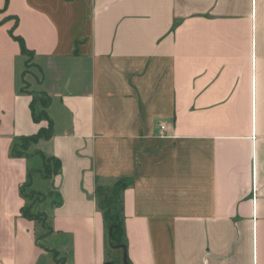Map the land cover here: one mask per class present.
Here are the masks:
<instances>
[{
	"label": "crops",
	"instance_id": "1",
	"mask_svg": "<svg viewBox=\"0 0 264 264\" xmlns=\"http://www.w3.org/2000/svg\"><path fill=\"white\" fill-rule=\"evenodd\" d=\"M42 95L53 135L13 157ZM40 236L65 264H264V0H0V264H54Z\"/></svg>",
	"mask_w": 264,
	"mask_h": 264
},
{
	"label": "trees",
	"instance_id": "2",
	"mask_svg": "<svg viewBox=\"0 0 264 264\" xmlns=\"http://www.w3.org/2000/svg\"><path fill=\"white\" fill-rule=\"evenodd\" d=\"M15 39L19 42L22 52L27 55V51L24 48L22 40L19 38H15ZM49 103H50V99L43 96V95L40 98H34L32 100V103L30 105L32 120L35 123H40V122L44 121L47 123V126L41 128L33 136L20 138L19 143L15 144L12 148L11 155L13 157L24 156L28 150V147L31 144L36 143L39 140L48 141L52 137V135H53V123L50 120V118L46 112V110L49 106ZM37 155L41 158L42 162L44 161V165H43V168L45 169L44 172H46L48 174L50 173L49 169L47 168V164H45V162L46 163L47 162L53 163L55 166L53 171L49 175V177L44 176L43 179L52 178V177L60 174L61 164H60L59 160H57L55 158H46L41 153H38ZM31 179H32V171H29L28 175H27V182L20 189V194H22L24 196V198L26 196V191H28V190L30 191L29 193L31 195H32V193L33 194L34 193L40 194L38 192H34V190H31ZM127 185L128 184L126 182H124L123 180L118 181L114 187L115 193L117 192V190L126 188ZM40 195H42V194H40ZM108 201H109L108 204L114 203L113 194L110 196V198H108ZM20 212H21L22 216L24 218H26L27 220L36 221V222L38 221L37 216L32 214L28 207L27 208L22 207ZM102 215H103L104 220L106 222V227L110 231L108 244L112 248H115V249L120 248L123 245V240H124V238H123L124 237V231H123L122 221H120V218H118V214L116 215L115 213H113V211L111 209H107L105 212L103 211ZM48 230H49L48 231L49 233L52 232V230L50 228ZM42 238L43 237L40 236L38 239H36V244L43 247L44 250H46L48 253L51 254L54 264H65V258L60 256L58 251H56L54 249L46 248L40 244L39 241ZM127 264H129V262H127Z\"/></svg>",
	"mask_w": 264,
	"mask_h": 264
},
{
	"label": "rangeland",
	"instance_id": "3",
	"mask_svg": "<svg viewBox=\"0 0 264 264\" xmlns=\"http://www.w3.org/2000/svg\"><path fill=\"white\" fill-rule=\"evenodd\" d=\"M18 151V150H17ZM45 164H47V168L49 169V174L44 172V161L42 162V166L39 170V175L43 178L44 176L49 177V175L51 174V172L54 169V164L50 163V162H45ZM36 172H34L33 175H35ZM51 177V176H50ZM51 179V178H48ZM43 185V189H45L46 183L44 181L41 182ZM51 186V185H50ZM50 188V187H49ZM48 188V189H49ZM30 191H26V196H25V204H26V208L28 207L30 209V212L32 214H34L35 216H37V222L39 226H42L43 229V235H48V229H49V224H50V215L49 212L46 210L47 204L46 203L48 200H51L52 202H57L58 198L56 196L55 190L53 188L50 189V191H48L46 194L42 193V195L40 194H36V193H32V195L29 193ZM115 193V191H114ZM111 192L109 190H101L98 192L97 195V201H98V207L100 209L101 212H105L107 209H111L113 211V213H115L116 215L118 214V218H120L119 216V211H118V195L117 194H113V198H114V205L111 206V204H108V198H110L111 196ZM46 203V204H44ZM121 221V219H120ZM108 238L109 239V233L110 231L108 230ZM41 243H44L41 241ZM45 244V243H44ZM110 246V245H109ZM111 247V246H110ZM60 256H62L61 253H59Z\"/></svg>",
	"mask_w": 264,
	"mask_h": 264
},
{
	"label": "built area",
	"instance_id": "4",
	"mask_svg": "<svg viewBox=\"0 0 264 264\" xmlns=\"http://www.w3.org/2000/svg\"><path fill=\"white\" fill-rule=\"evenodd\" d=\"M164 130H165L164 126H160L159 131H158V135L160 137H163L164 136V134H163Z\"/></svg>",
	"mask_w": 264,
	"mask_h": 264
}]
</instances>
